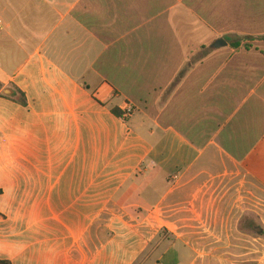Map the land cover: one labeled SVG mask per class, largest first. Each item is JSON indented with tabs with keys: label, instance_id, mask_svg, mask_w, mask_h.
Wrapping results in <instances>:
<instances>
[{
	"label": "crops",
	"instance_id": "1",
	"mask_svg": "<svg viewBox=\"0 0 264 264\" xmlns=\"http://www.w3.org/2000/svg\"><path fill=\"white\" fill-rule=\"evenodd\" d=\"M0 264H264V0H0Z\"/></svg>",
	"mask_w": 264,
	"mask_h": 264
},
{
	"label": "trees",
	"instance_id": "2",
	"mask_svg": "<svg viewBox=\"0 0 264 264\" xmlns=\"http://www.w3.org/2000/svg\"><path fill=\"white\" fill-rule=\"evenodd\" d=\"M232 46H233L234 48H239V47H240V44H232ZM246 48H248V47H246ZM21 103H22V104H26V99H25V97L21 100ZM113 114H114L115 116H117L118 118H123V114H122L121 112L117 111V110H113Z\"/></svg>",
	"mask_w": 264,
	"mask_h": 264
},
{
	"label": "rangeland",
	"instance_id": "3",
	"mask_svg": "<svg viewBox=\"0 0 264 264\" xmlns=\"http://www.w3.org/2000/svg\"><path fill=\"white\" fill-rule=\"evenodd\" d=\"M245 240H249V239H248L247 237H245ZM224 243L228 245V244H230V241H229L227 238H225V239H224ZM244 243L246 244L244 250H245V251L247 250V252H249L247 248H248V247H249V248H252V246H251L250 244H248L247 242H244ZM261 249L263 250V248H261ZM247 252H246V253H247Z\"/></svg>",
	"mask_w": 264,
	"mask_h": 264
},
{
	"label": "water",
	"instance_id": "4",
	"mask_svg": "<svg viewBox=\"0 0 264 264\" xmlns=\"http://www.w3.org/2000/svg\"><path fill=\"white\" fill-rule=\"evenodd\" d=\"M225 46H227V43H226L225 41H223V40H220V41H218V42L215 44V47H216V48H221V47H225ZM6 93L10 94L11 91H7Z\"/></svg>",
	"mask_w": 264,
	"mask_h": 264
},
{
	"label": "built area",
	"instance_id": "5",
	"mask_svg": "<svg viewBox=\"0 0 264 264\" xmlns=\"http://www.w3.org/2000/svg\"><path fill=\"white\" fill-rule=\"evenodd\" d=\"M124 112L127 116H129L134 112V109L132 107L128 106V107H126Z\"/></svg>",
	"mask_w": 264,
	"mask_h": 264
}]
</instances>
